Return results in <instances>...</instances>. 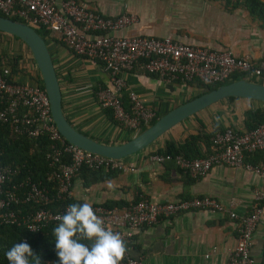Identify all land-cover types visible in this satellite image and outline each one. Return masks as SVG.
<instances>
[{
  "label": "crops",
  "instance_id": "1",
  "mask_svg": "<svg viewBox=\"0 0 264 264\" xmlns=\"http://www.w3.org/2000/svg\"><path fill=\"white\" fill-rule=\"evenodd\" d=\"M76 2L105 17H114L122 11L133 13L134 24L115 34L170 35L175 40L212 50L229 49L234 55H248L255 60L264 57V22L260 24L247 12L244 0ZM44 41L59 85L62 112L68 122L77 131L104 143H118L131 136L134 132L113 119L110 110L96 100L97 88L106 86L108 79L99 61L71 53L52 36ZM5 47L22 55L17 59L18 66L29 60L22 43L0 34V49ZM18 72L14 78L28 83L38 74L36 70L27 73L21 67ZM121 77L123 106L128 107L126 94L131 91L156 115L200 91L194 84L163 82L144 72L138 64L123 71ZM250 104L248 99L236 97L207 106L169 128L142 150L122 158L125 163L133 164L132 169L120 170L112 178L86 187L74 180L71 194L89 203L128 200L134 189L154 201L208 195L220 203L219 211L192 210L159 218L134 233L130 253L142 264H226L227 252L235 242L237 217L250 211L253 190L263 185L260 179L242 168L225 165H213L203 175L193 178L177 169L173 162L150 164L146 155L161 149L166 139L182 141L188 133L211 130L216 122L221 129L227 125L244 129L242 112ZM248 160L264 164V151L254 153ZM108 181L112 182V188L107 186ZM228 211L236 217H229ZM249 253L253 264H264V211L252 232Z\"/></svg>",
  "mask_w": 264,
  "mask_h": 264
},
{
  "label": "built area",
  "instance_id": "2",
  "mask_svg": "<svg viewBox=\"0 0 264 264\" xmlns=\"http://www.w3.org/2000/svg\"><path fill=\"white\" fill-rule=\"evenodd\" d=\"M0 13L7 17L17 16L21 19L19 21L32 28L43 26L48 30L49 38L54 37L71 53L99 61L108 79L106 86L97 88L96 100L101 107L110 110L113 119L134 133L149 125L156 115L131 91L126 94L128 107L124 108L122 104L120 94L124 81L121 73L136 64L163 82L194 84L200 90L206 85L223 82L235 72L244 73L241 78L248 80L249 76H254L258 79L256 82L264 83V57L255 60L248 55H234L229 49L212 50L175 40L170 35L115 34L134 24L136 16L131 12L122 11L114 17H105L76 0H0ZM27 57L29 60L24 65H15L17 72L11 73L8 66L0 65V125L6 123L13 133L47 137L50 144L44 152L48 165L45 178L48 182L54 179L51 181L52 192L58 197L70 196L71 179L82 165L132 169V163L83 150L61 137L51 120L43 88L35 82L14 78L19 67L27 73L36 70L29 53ZM209 138L215 149L202 157L187 158L181 154L155 152L146 155V160L157 165L170 160L193 178L203 175L213 165L239 167L256 175L263 185L253 190L250 211L237 217L235 242L226 256V264H253L249 246L252 232L264 211V164L252 163L246 157L264 151V122L246 130L227 125L213 131ZM10 171L9 166L0 165V189ZM50 193L47 184H10L1 190L0 222L22 224L29 232L57 222L56 217L64 214L68 205L50 208V203L55 200ZM24 203H31L34 208L17 213L19 205ZM91 204L103 219L104 227L121 234L127 247L121 264H142L138 257L131 255L130 247L134 233L143 226L180 212L221 209L216 199L205 194L159 201L139 198L109 208L100 203ZM10 205L14 206L17 216L8 208ZM227 214L236 217L232 211Z\"/></svg>",
  "mask_w": 264,
  "mask_h": 264
},
{
  "label": "trees",
  "instance_id": "3",
  "mask_svg": "<svg viewBox=\"0 0 264 264\" xmlns=\"http://www.w3.org/2000/svg\"><path fill=\"white\" fill-rule=\"evenodd\" d=\"M235 2L233 3L234 5ZM244 6L247 12L253 18L259 20L260 24L261 22H264V1L261 2L260 0H244ZM0 15L3 14L0 13ZM8 17L16 20H21L14 15H10ZM34 30L44 40L48 39V30L43 26L35 27ZM0 34L8 35L2 32H0ZM9 36L21 43V41L17 38L11 35ZM24 49L26 52H28L25 46ZM9 51L10 50L7 47L0 49V65L8 66L11 70V73H13L17 70V67H15V65L17 64V59H19L22 55L19 53L14 54L12 53V51ZM243 76L244 73L235 72L231 74L228 79L224 80L221 83L209 84L205 87H202V89L196 94L214 88L215 86L227 81L241 78ZM248 80L256 81L254 76H249ZM32 82H35L40 88H42V84L38 74L36 78H33ZM193 96H190L189 98ZM235 98L236 97H227L226 100L231 101ZM248 101H250L251 104L248 105L246 109H244L241 118V121L244 122V130L250 129L257 124L264 122V102L250 99H248ZM157 116L158 115H155L150 123L153 122ZM198 122L200 123V120H198ZM212 126L213 128L208 131L188 133L182 138V141H171L166 139L163 147L161 149H156L155 152L168 153L171 155L181 154L187 158L202 157L215 149L209 137L213 131L221 130V127L219 124H217V122L216 124L213 123ZM49 144V140L46 136L39 135L37 137H30L25 134H17L9 131L8 125L6 123L0 125V165L9 166L11 168V171L6 180L3 181L0 189V195L1 190L5 187H8L12 183L21 182V184L24 185L26 182H32L39 185H48V190L49 192H51L50 196L52 199H55L50 203V208H54L57 205L61 204L70 205L72 203H83L80 198H76L72 194L68 197H58L54 192H52L53 183L51 181L54 182V179H49L48 182V180L45 178V173L48 169V165L44 158V152ZM248 159L249 157H246V160ZM165 162L172 161L168 160ZM119 171L120 170L108 169L104 167L91 168L82 165L81 167H79L76 175L72 177L71 186L74 180H77L79 181L81 187H86L97 182L108 180L115 176ZM139 198H144V196L140 193L139 190L134 189L132 190L128 200L105 199L104 201L100 202V204L104 207L109 208L112 206L129 204ZM19 206L20 207L18 212L14 209L13 205L8 206V208L13 209L12 211L16 216L18 215L17 213L31 211L34 208L31 203L20 204ZM6 208L4 207V209ZM58 223L59 221L50 222L42 229H39L35 232H29L24 228L22 224L0 222V264H9L5 255L6 252L10 250L11 247L16 243L22 242H26L31 246L34 256L39 257L40 264H58V257L55 253V237L53 235V229L58 225ZM32 259V257H29L30 261Z\"/></svg>",
  "mask_w": 264,
  "mask_h": 264
},
{
  "label": "water",
  "instance_id": "4",
  "mask_svg": "<svg viewBox=\"0 0 264 264\" xmlns=\"http://www.w3.org/2000/svg\"><path fill=\"white\" fill-rule=\"evenodd\" d=\"M0 32L11 35L26 47L36 68L48 100L51 120L61 137L86 151L122 159L152 143L169 128L188 116L227 97H240L264 102V83L237 78L205 90L158 115L153 122L118 143L97 141L77 131L65 118L56 74L44 39L24 22L0 15Z\"/></svg>",
  "mask_w": 264,
  "mask_h": 264
},
{
  "label": "clouds",
  "instance_id": "5",
  "mask_svg": "<svg viewBox=\"0 0 264 264\" xmlns=\"http://www.w3.org/2000/svg\"><path fill=\"white\" fill-rule=\"evenodd\" d=\"M106 183L113 187L111 181ZM56 219L59 223L53 235L58 264H121L126 244L119 232L104 227L91 203H72ZM5 255L9 264H40L26 242L16 243Z\"/></svg>",
  "mask_w": 264,
  "mask_h": 264
},
{
  "label": "rangeland",
  "instance_id": "6",
  "mask_svg": "<svg viewBox=\"0 0 264 264\" xmlns=\"http://www.w3.org/2000/svg\"><path fill=\"white\" fill-rule=\"evenodd\" d=\"M256 80H258V79H256Z\"/></svg>",
  "mask_w": 264,
  "mask_h": 264
}]
</instances>
